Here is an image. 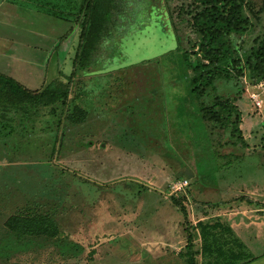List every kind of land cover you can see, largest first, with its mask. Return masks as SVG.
Returning <instances> with one entry per match:
<instances>
[{
    "label": "rangeland",
    "instance_id": "374dc122",
    "mask_svg": "<svg viewBox=\"0 0 264 264\" xmlns=\"http://www.w3.org/2000/svg\"><path fill=\"white\" fill-rule=\"evenodd\" d=\"M106 2L93 9L99 23L82 44L77 68L85 73L71 82L79 23L66 39V30L48 37V51L0 46L9 58L0 57V72L30 90L71 84L66 104L57 96L28 105L27 116L0 112V264H189L188 229L201 252L197 222L228 215L204 203L264 188V77L243 78L246 91L234 104L244 142L235 139L225 159L229 149L216 150L229 133L200 112L203 100L214 101L192 92L203 60L192 54L200 37L191 0ZM245 13L252 30L231 36L243 60L264 38V0H247ZM178 180L189 185L173 192ZM12 216L52 218L59 232L19 237ZM215 257L198 254L196 264Z\"/></svg>",
    "mask_w": 264,
    "mask_h": 264
},
{
    "label": "trees",
    "instance_id": "16d2710c",
    "mask_svg": "<svg viewBox=\"0 0 264 264\" xmlns=\"http://www.w3.org/2000/svg\"><path fill=\"white\" fill-rule=\"evenodd\" d=\"M103 4L107 6L106 0H84L78 15V23L81 25L80 44L73 58V68L70 73L66 74L69 82L76 75L85 73L77 68L78 61L84 56L82 44L91 33H95L92 27L99 23L94 20L93 9ZM191 4L196 8L192 15V24L200 37L198 49L192 54L199 55L204 61L194 67L196 75L192 79V92L200 101L204 98L214 101L212 105H207L203 100L200 104V112L204 120L219 124L229 133L227 139L220 143L216 150L221 155L223 151L229 149L228 153L222 155L227 159L234 154L233 149L237 146L235 139L244 142L240 128L242 114L238 105L234 104V100L240 99L246 91L243 78L250 84H256L258 79L264 77V38L257 49L246 60H243L240 56H236L231 36L252 30V21L245 13L247 0H191ZM108 14L110 12L104 13V15ZM65 88L62 92H56L52 86H49L42 92H35L15 78L0 72V112L5 113L15 108L22 110L27 116L29 114H27L28 105L35 104L37 100L43 98L52 99L57 96H64L66 104L71 84H67ZM75 111L80 113L77 120L86 117V110L76 107ZM74 114L71 118L75 117ZM234 202H247L259 208L264 207L260 201L244 194L227 201L207 202L204 205L210 209H226ZM175 204L188 219L187 210L182 203L175 200ZM8 226L19 237L24 235L56 236L59 232L55 221L49 217L12 216L8 220ZM197 227L200 229L202 240L201 252L195 250V240L192 231L188 229L189 264H196L198 254L213 256L215 253V260L208 264H247L251 261L252 256L247 252L245 244L233 236L234 233L229 224L221 219L209 223L199 220ZM227 232L232 235L231 238L225 236Z\"/></svg>",
    "mask_w": 264,
    "mask_h": 264
},
{
    "label": "crops",
    "instance_id": "0c3cea01",
    "mask_svg": "<svg viewBox=\"0 0 264 264\" xmlns=\"http://www.w3.org/2000/svg\"><path fill=\"white\" fill-rule=\"evenodd\" d=\"M83 4L84 0H0V46L48 51L45 48L48 37L54 38L55 32L66 30V39L77 28L79 14L75 10L78 6L82 8ZM56 44L55 41L54 46ZM50 56L58 61L60 55L50 53ZM0 57L9 60L5 52L0 51ZM15 61L26 63L20 58ZM42 77L45 78L44 75ZM253 180L258 182L255 178ZM250 193L249 196L264 204V188ZM227 209V218H221V221L228 222L234 236L245 244L252 256L247 264H264V207L234 202Z\"/></svg>",
    "mask_w": 264,
    "mask_h": 264
},
{
    "label": "built area",
    "instance_id": "2783aa9c",
    "mask_svg": "<svg viewBox=\"0 0 264 264\" xmlns=\"http://www.w3.org/2000/svg\"><path fill=\"white\" fill-rule=\"evenodd\" d=\"M189 185L188 180H178L172 184V190L173 192L182 191Z\"/></svg>",
    "mask_w": 264,
    "mask_h": 264
}]
</instances>
